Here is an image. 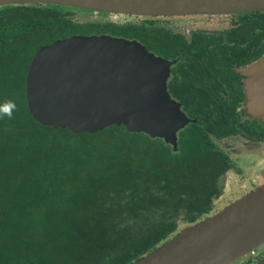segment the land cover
Returning <instances> with one entry per match:
<instances>
[{
	"label": "trees",
	"instance_id": "16d2710c",
	"mask_svg": "<svg viewBox=\"0 0 264 264\" xmlns=\"http://www.w3.org/2000/svg\"><path fill=\"white\" fill-rule=\"evenodd\" d=\"M71 10L0 6V105L16 104L11 119L0 118V264H132L179 224H194L211 210L229 168L211 137L252 129L233 116L235 93L212 103L205 94L173 90L178 67L168 92L195 122L177 133L175 152L161 139L122 126L72 134L35 123L25 105L24 76L40 45L108 34L136 39L164 58L177 51L175 35L152 22L77 23ZM252 17L255 25L248 23L264 36V13ZM263 50L245 51L257 56Z\"/></svg>",
	"mask_w": 264,
	"mask_h": 264
},
{
	"label": "water",
	"instance_id": "95a60500",
	"mask_svg": "<svg viewBox=\"0 0 264 264\" xmlns=\"http://www.w3.org/2000/svg\"><path fill=\"white\" fill-rule=\"evenodd\" d=\"M27 3L137 16L264 11V0H0V6ZM172 63L134 39L107 34L56 39L40 45L28 62L26 109L41 126L67 129L72 134L122 126L128 133L161 139L175 152L176 133L195 120L187 118L167 92ZM258 66L264 77V56L254 67ZM248 93L259 94L264 101V89ZM263 243L261 185L180 228L132 264H229Z\"/></svg>",
	"mask_w": 264,
	"mask_h": 264
},
{
	"label": "flooded vegetation",
	"instance_id": "af4514ba",
	"mask_svg": "<svg viewBox=\"0 0 264 264\" xmlns=\"http://www.w3.org/2000/svg\"><path fill=\"white\" fill-rule=\"evenodd\" d=\"M72 9L84 13L107 15L108 21L99 22L112 23L117 26L152 22L155 27L175 35L172 37L175 39L177 47L174 57L164 58L149 51L167 61H174L169 66L166 79L167 92L168 87L175 85L172 81V72L178 67V72L175 73L178 77L176 79L177 85L173 90L205 94L204 96L209 98L212 103L216 98L220 100L226 98L227 93H235V99L238 97L233 116L241 123H251L252 129H249L246 135L236 133L221 138L211 137L214 149L223 152L229 161V168L219 180L221 191L218 196L213 198V206L208 214H213L223 205L225 206L254 188L264 185V108H259V105L264 104V101L259 99V94L255 96L252 94L253 92L248 93L251 90L261 91L264 89L262 69H259V66L254 67L264 56V50L257 56H254L250 51L246 54L245 51L248 48L253 51L264 48V36L260 33V29L248 23L252 22L255 25L252 14L264 13V11L232 14L137 16ZM126 17H143L146 19L141 23L117 22L119 20L114 22L115 19ZM160 18L165 20L179 18L181 21L172 27L159 23ZM254 43L256 44L254 45ZM171 98L180 104L181 109L183 103L172 96ZM184 114L191 119L186 113ZM253 123L256 126L252 125ZM226 182L228 186L229 183L232 184L230 196L226 194L224 188ZM229 264H264V243L253 249L251 254H245Z\"/></svg>",
	"mask_w": 264,
	"mask_h": 264
},
{
	"label": "rangeland",
	"instance_id": "374dc122",
	"mask_svg": "<svg viewBox=\"0 0 264 264\" xmlns=\"http://www.w3.org/2000/svg\"><path fill=\"white\" fill-rule=\"evenodd\" d=\"M71 11L73 13L72 20L75 21V22H77V23L99 22V21L102 22L103 20H105V21H108L109 20V18L107 17V15L106 16L105 15H98V14H94V13H91L90 14V13L79 12V11H76V10H71ZM145 19L146 18H143V17H133V18L132 17H126V18H123V19H121V18L115 19L114 22H116L117 20H119L117 22H120V21L127 22L128 21V22H133V23H141ZM158 21H159V23L171 25L172 27H174V25L180 23L181 19H179V18H170L168 20H165V19L160 18ZM252 109L254 110V108H252ZM227 184L228 183L226 182L225 183L226 186H224V188H225L226 194H229L232 191V184L229 183V186ZM229 196H230V194H229ZM220 205H222V204L220 203ZM210 215L211 214H208V216H210ZM184 226L185 225L179 224L177 231L180 228L184 227Z\"/></svg>",
	"mask_w": 264,
	"mask_h": 264
},
{
	"label": "clouds",
	"instance_id": "9594fccd",
	"mask_svg": "<svg viewBox=\"0 0 264 264\" xmlns=\"http://www.w3.org/2000/svg\"><path fill=\"white\" fill-rule=\"evenodd\" d=\"M16 110V104L12 101H7L0 105V118L7 116L11 119L13 112Z\"/></svg>",
	"mask_w": 264,
	"mask_h": 264
},
{
	"label": "built area",
	"instance_id": "2783aa9c",
	"mask_svg": "<svg viewBox=\"0 0 264 264\" xmlns=\"http://www.w3.org/2000/svg\"><path fill=\"white\" fill-rule=\"evenodd\" d=\"M252 253V250L251 251H249V253L248 254H251Z\"/></svg>",
	"mask_w": 264,
	"mask_h": 264
}]
</instances>
